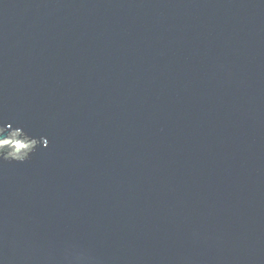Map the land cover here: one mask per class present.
I'll return each mask as SVG.
<instances>
[{
  "label": "water",
  "instance_id": "1",
  "mask_svg": "<svg viewBox=\"0 0 264 264\" xmlns=\"http://www.w3.org/2000/svg\"><path fill=\"white\" fill-rule=\"evenodd\" d=\"M0 264H264V0H0Z\"/></svg>",
  "mask_w": 264,
  "mask_h": 264
},
{
  "label": "rangeland",
  "instance_id": "2",
  "mask_svg": "<svg viewBox=\"0 0 264 264\" xmlns=\"http://www.w3.org/2000/svg\"><path fill=\"white\" fill-rule=\"evenodd\" d=\"M31 142L32 141L25 142V141H22V140H19V139L9 138V139H6V140L0 142V148H3L4 146H8L9 147L10 145H13L15 148L23 151V150H25L26 148H28L30 146Z\"/></svg>",
  "mask_w": 264,
  "mask_h": 264
},
{
  "label": "trees",
  "instance_id": "3",
  "mask_svg": "<svg viewBox=\"0 0 264 264\" xmlns=\"http://www.w3.org/2000/svg\"><path fill=\"white\" fill-rule=\"evenodd\" d=\"M8 151H10V148L8 146H5Z\"/></svg>",
  "mask_w": 264,
  "mask_h": 264
},
{
  "label": "built area",
  "instance_id": "4",
  "mask_svg": "<svg viewBox=\"0 0 264 264\" xmlns=\"http://www.w3.org/2000/svg\"><path fill=\"white\" fill-rule=\"evenodd\" d=\"M11 138H13V139H16V138H14V137H11ZM19 140H21V139H19ZM23 141V140H22ZM24 151V150H23Z\"/></svg>",
  "mask_w": 264,
  "mask_h": 264
}]
</instances>
